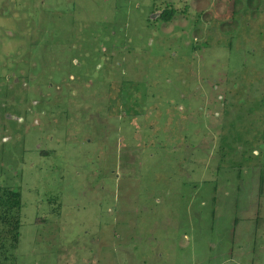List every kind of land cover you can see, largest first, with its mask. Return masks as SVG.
I'll use <instances>...</instances> for the list:
<instances>
[{
  "label": "rangeland",
  "instance_id": "obj_1",
  "mask_svg": "<svg viewBox=\"0 0 264 264\" xmlns=\"http://www.w3.org/2000/svg\"><path fill=\"white\" fill-rule=\"evenodd\" d=\"M0 187L17 264H264V0H0Z\"/></svg>",
  "mask_w": 264,
  "mask_h": 264
},
{
  "label": "trees",
  "instance_id": "obj_2",
  "mask_svg": "<svg viewBox=\"0 0 264 264\" xmlns=\"http://www.w3.org/2000/svg\"><path fill=\"white\" fill-rule=\"evenodd\" d=\"M174 15V9H166L160 18L170 21ZM22 209V192L0 187V264H17L16 251L21 240Z\"/></svg>",
  "mask_w": 264,
  "mask_h": 264
},
{
  "label": "flooded vegetation",
  "instance_id": "obj_3",
  "mask_svg": "<svg viewBox=\"0 0 264 264\" xmlns=\"http://www.w3.org/2000/svg\"><path fill=\"white\" fill-rule=\"evenodd\" d=\"M8 138L7 137H5L4 139H2L3 141H5V140H7Z\"/></svg>",
  "mask_w": 264,
  "mask_h": 264
}]
</instances>
